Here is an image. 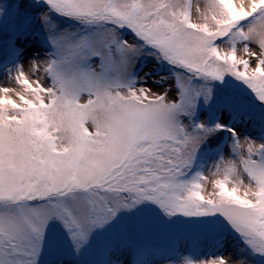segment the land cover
I'll return each mask as SVG.
<instances>
[{"label": "snow or ice", "instance_id": "obj_1", "mask_svg": "<svg viewBox=\"0 0 264 264\" xmlns=\"http://www.w3.org/2000/svg\"><path fill=\"white\" fill-rule=\"evenodd\" d=\"M46 2L72 18L126 25L164 58L193 73L215 79L231 73L264 102V0H205L195 9L192 0ZM229 33L234 40L255 42L259 51L247 44V55L235 47L221 49L215 40ZM64 39L53 43L59 47ZM85 47L84 39L69 43L64 55L47 63L51 87L21 70L15 76L19 89L0 88V202L18 204L0 211V264H100L125 241L106 236L99 246H90L93 229L144 199L170 213H222L264 256V144L237 140L245 154L223 165L211 194L203 186L206 177L181 182L201 139L186 134L174 119L187 96L175 101L144 88L122 92L96 71L73 65ZM92 54L101 52L93 49ZM179 86L187 92L188 83ZM240 168L247 182L233 179ZM66 195L44 205L26 203ZM53 217L62 222L65 238L50 236ZM207 264L227 261L218 257Z\"/></svg>", "mask_w": 264, "mask_h": 264}, {"label": "rangeland", "instance_id": "obj_2", "mask_svg": "<svg viewBox=\"0 0 264 264\" xmlns=\"http://www.w3.org/2000/svg\"><path fill=\"white\" fill-rule=\"evenodd\" d=\"M204 2L205 0H192L193 8L196 5L203 7ZM2 12L8 17V21L3 24L0 21V88L19 89L21 86L15 76L21 70L31 79L39 80L43 86L51 87L53 79L44 70L47 63L64 55L69 43L85 38L88 49L84 54L83 48L73 58L74 66L96 71L103 82L122 92L129 88H144L175 101H180L181 96L186 95L187 102H182L181 109L174 113V119L186 134L201 137L188 165L201 148L211 147L210 153L206 151L205 156L202 153V166L198 170L202 173L201 177H206L203 186L207 193L214 191V181L221 178L218 175L222 174L220 170L223 165L228 161L238 162L245 154L246 149L238 147L237 140L264 144L263 104L247 100L233 90H226L209 78L194 79L183 71L166 66L170 61L165 63L158 50L143 43L134 30L130 29V32L124 30L123 26L104 20L73 19L74 22L69 24L66 23L68 19H62L40 0H1L0 13ZM45 13L47 20L43 19ZM248 23H242L238 27ZM60 37L65 39L59 41L58 47L53 39L59 40ZM10 40H14L11 46ZM245 44L250 49L259 51L255 42L234 40L233 33L227 39L220 37L216 45L225 51L235 47L239 55H247L244 52ZM93 49L99 50L101 55L92 54ZM82 58H85V62L80 65ZM223 77L231 83L245 84L231 73H225ZM181 83H188L186 93L182 92L179 86ZM245 85L248 90V85ZM248 95L255 97L253 94ZM194 113L199 117V124L192 119ZM201 124L204 128L198 127ZM217 124L223 126L217 128ZM230 129L235 130L236 135ZM222 139L225 140V145L220 151H215L213 146ZM260 155L257 153V158ZM233 179L247 182L248 177L240 168ZM179 180L182 182V175ZM193 181L195 180L186 183ZM56 198L65 200L68 196ZM147 202L144 199L134 207L120 208L111 221L94 228L90 246H99L106 236L121 237L125 241L123 246L117 245L109 252L112 261H118L119 264H135L137 251L142 246L148 247L147 253L145 259L143 253H140L137 257L143 262L136 264H186L188 260L193 264H207L218 257H224L227 264H264V256L245 242L222 213L206 211L196 215L200 216L199 220L193 215L196 221L189 229L184 222L187 215L183 212L181 215L185 219L176 221L175 212L170 213L159 203L154 207L147 205ZM26 203L27 206L34 207L48 202ZM17 206L18 204L0 202V211ZM49 224L50 236L65 238L59 219L53 217ZM170 235L178 236V243L171 250L163 242ZM64 242L67 243V240L64 239Z\"/></svg>", "mask_w": 264, "mask_h": 264}, {"label": "trees", "instance_id": "obj_3", "mask_svg": "<svg viewBox=\"0 0 264 264\" xmlns=\"http://www.w3.org/2000/svg\"><path fill=\"white\" fill-rule=\"evenodd\" d=\"M189 75H191V76H195L196 75V73H193V72H191V71H189ZM226 82H228V81H226ZM239 87H240V90L244 93H246V94H253L254 96H256V94L255 93H253V91L250 89V88H248V90H246V85L245 84H240L239 85ZM257 97V96H256ZM56 200H57V198H56ZM147 200V199H146ZM53 201V200H52ZM148 202H147V204L148 205H153V203H154V200H147Z\"/></svg>", "mask_w": 264, "mask_h": 264}, {"label": "clouds", "instance_id": "obj_4", "mask_svg": "<svg viewBox=\"0 0 264 264\" xmlns=\"http://www.w3.org/2000/svg\"><path fill=\"white\" fill-rule=\"evenodd\" d=\"M237 264H238V262H237Z\"/></svg>", "mask_w": 264, "mask_h": 264}]
</instances>
